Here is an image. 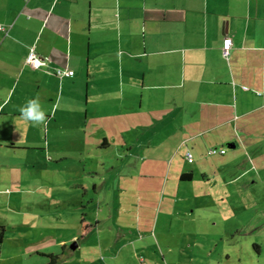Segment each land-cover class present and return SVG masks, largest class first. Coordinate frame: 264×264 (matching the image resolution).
Wrapping results in <instances>:
<instances>
[{"label":"crops","instance_id":"0c3cea01","mask_svg":"<svg viewBox=\"0 0 264 264\" xmlns=\"http://www.w3.org/2000/svg\"><path fill=\"white\" fill-rule=\"evenodd\" d=\"M0 26V215L16 202L2 199L7 150L38 149L4 140L34 127L19 111L33 98L48 119L84 105V129L105 106L99 118L132 122L127 131L140 133L136 117L162 126L193 164L208 146L240 149L234 179L264 166V0H0ZM33 55L45 67H30Z\"/></svg>","mask_w":264,"mask_h":264},{"label":"rangeland","instance_id":"374dc122","mask_svg":"<svg viewBox=\"0 0 264 264\" xmlns=\"http://www.w3.org/2000/svg\"><path fill=\"white\" fill-rule=\"evenodd\" d=\"M84 107L69 103L71 113L4 138L38 149L7 150L2 199L16 202L0 215V264H48L39 254L59 264H264V166H255L257 178L234 179L240 149L226 145L208 146L226 156L207 148L188 165L177 142L162 140V126L136 117L140 133L127 131L132 122L99 118L111 116L105 106L84 129ZM185 173L192 181L180 180Z\"/></svg>","mask_w":264,"mask_h":264},{"label":"built area","instance_id":"2783aa9c","mask_svg":"<svg viewBox=\"0 0 264 264\" xmlns=\"http://www.w3.org/2000/svg\"><path fill=\"white\" fill-rule=\"evenodd\" d=\"M0 32H5V29L2 26H0ZM230 47H231V41L229 39L225 40L224 47H223L224 56H227L228 50ZM28 65H30V67H32L33 69H40L43 66L45 67L46 61H44V59L38 58V56L36 55H33L32 57L28 59ZM55 75L59 76L60 78L72 77L74 75V72L73 71H61L60 69H57ZM225 153H226L225 150H220L217 148L209 149L207 152L209 156H213L217 154H220L222 156V155H225ZM185 160L187 161L188 164H193L194 162L193 154L187 151L185 153Z\"/></svg>","mask_w":264,"mask_h":264},{"label":"clouds","instance_id":"9594fccd","mask_svg":"<svg viewBox=\"0 0 264 264\" xmlns=\"http://www.w3.org/2000/svg\"><path fill=\"white\" fill-rule=\"evenodd\" d=\"M19 111L21 119L30 122L32 126L46 124L47 116L45 111L42 109L38 98H33L26 101Z\"/></svg>","mask_w":264,"mask_h":264},{"label":"trees","instance_id":"16d2710c","mask_svg":"<svg viewBox=\"0 0 264 264\" xmlns=\"http://www.w3.org/2000/svg\"><path fill=\"white\" fill-rule=\"evenodd\" d=\"M180 180L190 182L192 180V174L191 173L190 174L185 173V174L181 175ZM82 226H84L83 231L85 232L87 229V226L85 224H83V221H82ZM5 234H6V229L4 228V226H0V246L3 243ZM64 248H65V246H63V249ZM0 251H1V249H0ZM39 255H42V256L49 258L50 261L48 264H59V257L55 256V254H39Z\"/></svg>","mask_w":264,"mask_h":264},{"label":"water","instance_id":"95a60500","mask_svg":"<svg viewBox=\"0 0 264 264\" xmlns=\"http://www.w3.org/2000/svg\"><path fill=\"white\" fill-rule=\"evenodd\" d=\"M234 146H231V148H233ZM78 248V244L75 242L73 244L70 245V249L71 251H76Z\"/></svg>","mask_w":264,"mask_h":264}]
</instances>
